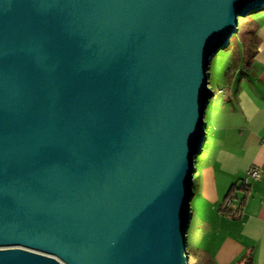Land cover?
Listing matches in <instances>:
<instances>
[{"label":"water","instance_id":"95a60500","mask_svg":"<svg viewBox=\"0 0 264 264\" xmlns=\"http://www.w3.org/2000/svg\"><path fill=\"white\" fill-rule=\"evenodd\" d=\"M264 0H0V264H189L209 58Z\"/></svg>","mask_w":264,"mask_h":264},{"label":"crops","instance_id":"0c3cea01","mask_svg":"<svg viewBox=\"0 0 264 264\" xmlns=\"http://www.w3.org/2000/svg\"><path fill=\"white\" fill-rule=\"evenodd\" d=\"M253 24L254 51L240 55L226 72L230 82L219 88L220 100L211 107L209 133L194 172L196 210L207 229L197 249L214 264H239L250 253L251 264H264V6L253 16ZM250 166L257 167L260 176L248 179L246 192L239 188L224 200L231 184L241 182ZM242 198L239 218L219 212L221 204L237 209Z\"/></svg>","mask_w":264,"mask_h":264},{"label":"rangeland","instance_id":"374dc122","mask_svg":"<svg viewBox=\"0 0 264 264\" xmlns=\"http://www.w3.org/2000/svg\"><path fill=\"white\" fill-rule=\"evenodd\" d=\"M261 8H255L249 13H245L242 16H239L237 19V25L239 27L242 26L244 19H250L256 13H260ZM242 42L240 39L236 38V32L233 31L230 35V44L227 48L225 47H219V49L212 55V57L209 58V66L207 70V74L209 77L208 86L214 91V94L210 95L207 100V106L205 108V114H206V120H205V127H207V133H209V122H210V110L211 107L215 105L216 102L220 100V94H219V88H221L223 85L224 87L230 82L226 76V70L230 66L232 56H235L236 59L239 58L241 55L244 56L246 54L245 50L243 48L245 47L241 45ZM245 49V48H244ZM232 69V68H231ZM219 94V95H218ZM197 164V165H196ZM200 164V156L195 160V165L199 166ZM193 178L195 179V183H193V190L195 193H197L196 190V183L198 181V173H194ZM197 197L193 195L190 202L192 203L191 208V220L189 221L188 225V234H186V241H187V251L190 254H194L196 252V249L198 246H201L200 244H203V241L206 239V232L207 229L202 226L201 223V217L197 214L196 208L198 207L196 203ZM194 255H189V264H196L194 263ZM202 261V260H200Z\"/></svg>","mask_w":264,"mask_h":264},{"label":"trees","instance_id":"16d2710c","mask_svg":"<svg viewBox=\"0 0 264 264\" xmlns=\"http://www.w3.org/2000/svg\"><path fill=\"white\" fill-rule=\"evenodd\" d=\"M256 30H257V26L253 24V17H251L250 19H244L242 26L239 27L238 25L237 30L235 31L236 38L241 40L242 46L245 45L244 47L245 49L243 48V50H245V52H247L248 54H251L254 51L253 47L256 41V36H255ZM229 44H230V41L224 47L227 48ZM232 57L233 58L231 60V63L228 69H231L234 65L237 64L236 63L237 59L235 58V56H232ZM239 188L244 192L248 190V188H246V182L232 183L231 186L229 187V191L224 197V200L227 197L230 198L233 194H235L236 190H238ZM243 203H244V199L242 198L241 203L237 209L228 207V203H227L226 205L221 204L220 207H218V210L222 214L229 215L231 219H236V218H239V216L241 215L240 209ZM194 256H195L196 264H214V262L210 259L211 257L206 252H200L199 249H196ZM250 260H251V253L243 256L239 264H251Z\"/></svg>","mask_w":264,"mask_h":264},{"label":"built area","instance_id":"2783aa9c","mask_svg":"<svg viewBox=\"0 0 264 264\" xmlns=\"http://www.w3.org/2000/svg\"><path fill=\"white\" fill-rule=\"evenodd\" d=\"M262 143H264V137L262 139ZM245 175L246 176L241 180V182H247L251 176H253V177H259L260 176L259 170L257 169V167H252V166H250V168L246 170ZM227 200H229V198H227ZM188 256H189V253H188Z\"/></svg>","mask_w":264,"mask_h":264},{"label":"clouds","instance_id":"9594fccd","mask_svg":"<svg viewBox=\"0 0 264 264\" xmlns=\"http://www.w3.org/2000/svg\"><path fill=\"white\" fill-rule=\"evenodd\" d=\"M188 252V251H187ZM190 255V254H189Z\"/></svg>","mask_w":264,"mask_h":264}]
</instances>
